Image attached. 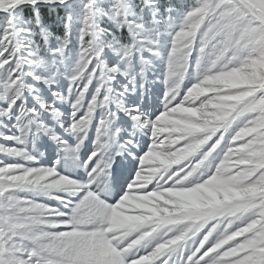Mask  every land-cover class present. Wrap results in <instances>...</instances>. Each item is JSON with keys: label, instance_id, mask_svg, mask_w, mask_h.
<instances>
[{"label": "snow or ice", "instance_id": "1", "mask_svg": "<svg viewBox=\"0 0 264 264\" xmlns=\"http://www.w3.org/2000/svg\"><path fill=\"white\" fill-rule=\"evenodd\" d=\"M0 264H264V0H0Z\"/></svg>", "mask_w": 264, "mask_h": 264}]
</instances>
